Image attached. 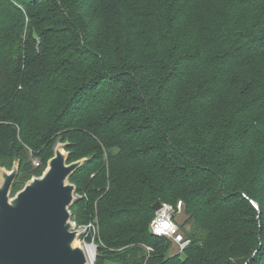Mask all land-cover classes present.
Masks as SVG:
<instances>
[{"label": "trees", "instance_id": "obj_1", "mask_svg": "<svg viewBox=\"0 0 264 264\" xmlns=\"http://www.w3.org/2000/svg\"><path fill=\"white\" fill-rule=\"evenodd\" d=\"M7 56L11 194L57 142L88 157L70 210L97 200L93 264H264V0H0ZM156 201L182 202V253L150 232Z\"/></svg>", "mask_w": 264, "mask_h": 264}, {"label": "water", "instance_id": "obj_2", "mask_svg": "<svg viewBox=\"0 0 264 264\" xmlns=\"http://www.w3.org/2000/svg\"><path fill=\"white\" fill-rule=\"evenodd\" d=\"M61 143L44 171L12 196L18 161L1 171L0 264H90L70 210L77 196L69 177L83 160L68 162L67 143ZM152 207L158 210L161 202Z\"/></svg>", "mask_w": 264, "mask_h": 264}, {"label": "built area", "instance_id": "obj_3", "mask_svg": "<svg viewBox=\"0 0 264 264\" xmlns=\"http://www.w3.org/2000/svg\"><path fill=\"white\" fill-rule=\"evenodd\" d=\"M32 163L36 166L39 165L37 159H33ZM183 211V204L178 201L176 205L170 203L161 202V207L155 211L154 216L149 222L150 232L157 236H163L174 244L176 247V253H182L185 248L190 244V239L186 237L179 228V224L174 220V214ZM75 227L79 230V241L84 246L85 250L89 248L93 253L94 263L95 256L97 253L98 245L101 243L95 241V236L97 235L98 224L93 221H88L85 223L77 224L75 221ZM91 237V239H89ZM147 249L150 250L149 247Z\"/></svg>", "mask_w": 264, "mask_h": 264}, {"label": "rangeland", "instance_id": "obj_4", "mask_svg": "<svg viewBox=\"0 0 264 264\" xmlns=\"http://www.w3.org/2000/svg\"><path fill=\"white\" fill-rule=\"evenodd\" d=\"M196 19H198V22H197V24H202L201 23V18L200 17H197ZM28 36H29V38H28ZM35 36L33 35V37L31 36V32L30 31H27V30H23L22 31V34H21V41H25V39L26 40H28V42H29V46H30V48H32V50L34 51L35 49H36V46H35V42L38 40V38H34ZM22 54V53H21ZM20 58H23V56L22 55H20ZM11 59V58H10ZM9 62H10V60H9V58H8V56L7 57H5V61H4V63H2L1 64V67H0V80H1V85H3V86H5V84L6 85H8L9 84V82H10V74H9V70H8V64H9ZM8 82V83H7ZM1 87V86H0ZM65 143H67V141H65V142H62L61 144H65ZM59 144V143H58ZM57 144V145H58ZM56 145V146H57ZM55 146V147H56ZM64 150L66 151V153H68V151L66 150V147L64 146ZM88 157H81V158H79V159H77V160H83V162L87 159ZM34 158H32L31 159V170H32V172H34V175L33 176H37V173H36V171H38V170H41V173L44 171V169L47 167V161L45 162V164L43 163V161L40 159V157H38V158H36L35 157V159H37L38 161H40V166H36V165H34L33 163H32V160H33ZM17 164V163H16ZM18 167H19V163H18ZM9 168H0V174H1V171H5V170H8ZM19 169V168H18ZM32 177V176H31ZM28 180H25V181H23L22 183H21V186L23 187L24 186V184L27 182ZM80 194H78V193H76V196L78 197ZM11 196H12V194H11ZM96 202H97V200L94 202V211H93V213L90 215V219L88 220V221H93V222H96V224H98V215H97V211H96ZM174 220L176 221V223L177 224H179V227H180V224L183 222V220H184V218H185V216H184V214H183V211L182 212H180V213H176V214H174ZM87 221V222H88ZM98 229H99V227H98ZM180 231L187 237V235H186V233H189L190 231H192V228H191V226H190V224H188V225H185L184 226V228L183 229H181L180 228ZM89 239H91V237H89ZM101 240H103L102 239V237H101V233H100V229H99V231L97 232V235L95 236V241L96 242H101ZM149 250V249H148ZM168 253L169 254H174V253H176V247L174 246V244L172 243V242H170V245H169V249H168Z\"/></svg>", "mask_w": 264, "mask_h": 264}, {"label": "bare ground", "instance_id": "obj_5", "mask_svg": "<svg viewBox=\"0 0 264 264\" xmlns=\"http://www.w3.org/2000/svg\"><path fill=\"white\" fill-rule=\"evenodd\" d=\"M1 182H2V175H0V184H1ZM74 244H77V242L75 241ZM85 252H86V257H87L88 263H91L93 261L92 251L89 248H87V250H85Z\"/></svg>", "mask_w": 264, "mask_h": 264}]
</instances>
